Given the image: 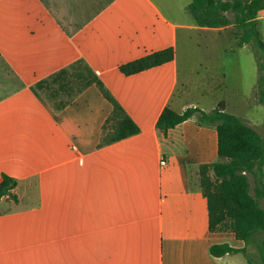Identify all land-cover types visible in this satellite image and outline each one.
<instances>
[{"label":"crops","instance_id":"crops-1","mask_svg":"<svg viewBox=\"0 0 264 264\" xmlns=\"http://www.w3.org/2000/svg\"><path fill=\"white\" fill-rule=\"evenodd\" d=\"M191 2L0 0V182L17 181L16 199L0 200V264H247L242 254L211 256L212 245L245 243L210 231L193 180L219 158L217 129L194 118L158 127L166 108L218 105L187 100L177 52L195 32L225 41L230 26H198ZM169 48V63L121 71ZM64 70L54 98L38 89ZM79 74L101 80L139 133L102 144L113 106Z\"/></svg>","mask_w":264,"mask_h":264},{"label":"trees","instance_id":"trees-1","mask_svg":"<svg viewBox=\"0 0 264 264\" xmlns=\"http://www.w3.org/2000/svg\"><path fill=\"white\" fill-rule=\"evenodd\" d=\"M186 11L200 27L226 28L232 25L231 34L239 48L253 44L258 66L257 99L264 105V37L259 26L264 0H192ZM174 58L175 51L169 48L129 62L121 67V71L125 75H134L169 63ZM77 68L92 76L87 65L79 63ZM67 75L68 71H61L38 83L37 87L47 90L54 98L56 89L52 87ZM90 75L79 74L78 78L84 79V87L95 83L113 106L107 121V124L114 122L112 131L105 132L102 144L138 134L137 124L103 82ZM192 118L201 126L215 127L218 132V160L200 167V189L208 201L210 231L233 233L245 243L243 249L233 248L227 243L215 244L210 247V254L214 258L242 254L247 264H264V136L242 117L229 113L224 101L211 112L190 107L178 113L166 108L158 127L167 132ZM209 173L215 182L208 177ZM16 186L15 179L4 175L0 182V200L5 196L16 199L13 193ZM251 248L260 262L254 258Z\"/></svg>","mask_w":264,"mask_h":264},{"label":"rangeland","instance_id":"rangeland-1","mask_svg":"<svg viewBox=\"0 0 264 264\" xmlns=\"http://www.w3.org/2000/svg\"><path fill=\"white\" fill-rule=\"evenodd\" d=\"M263 15L259 14V19ZM259 23L264 37V20ZM232 31L230 25L226 35L229 39L225 41L215 32H195L192 39L183 37L177 57L183 84L189 83L193 90L187 100H195L207 110L224 101L229 113L242 117L264 135V105L257 99L258 66L254 46L237 47L236 40L231 38ZM208 177L215 182L211 173ZM193 180L201 188V174ZM250 251L255 253L253 248ZM254 258L260 262L256 253Z\"/></svg>","mask_w":264,"mask_h":264},{"label":"built area","instance_id":"built-area-1","mask_svg":"<svg viewBox=\"0 0 264 264\" xmlns=\"http://www.w3.org/2000/svg\"><path fill=\"white\" fill-rule=\"evenodd\" d=\"M166 160L165 159H162L161 161H160V164H161V166H165L166 165Z\"/></svg>","mask_w":264,"mask_h":264}]
</instances>
